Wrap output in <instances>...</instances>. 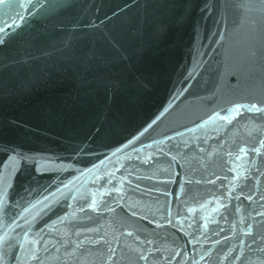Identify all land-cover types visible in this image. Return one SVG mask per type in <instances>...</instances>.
<instances>
[{
    "label": "water",
    "instance_id": "1",
    "mask_svg": "<svg viewBox=\"0 0 264 264\" xmlns=\"http://www.w3.org/2000/svg\"><path fill=\"white\" fill-rule=\"evenodd\" d=\"M17 17L21 26L0 34V162L20 153L50 163L38 173L17 157L19 174L0 177V235L19 205L35 206L9 229L11 246L0 243L4 264H106L109 246L116 264H133L144 240L159 250L149 264L176 248L183 264H203L202 250L211 264L232 251L235 264H256L264 241L246 225L264 236L253 215L264 202L241 197L224 212L220 181H206L227 175L234 195L264 194V175L241 184L223 154L251 145L261 123L229 110L264 102V0H0V25ZM237 163L242 177L248 162ZM46 190L50 209L36 204Z\"/></svg>",
    "mask_w": 264,
    "mask_h": 264
},
{
    "label": "snow or ice",
    "instance_id": "2",
    "mask_svg": "<svg viewBox=\"0 0 264 264\" xmlns=\"http://www.w3.org/2000/svg\"><path fill=\"white\" fill-rule=\"evenodd\" d=\"M127 7V4L125 5ZM21 7H24L22 4ZM31 7V5H29ZM119 11V10H118ZM23 18L17 17L16 20H13L11 24H4L0 25V34H3L5 31H7L9 34H11L15 29H18L22 24ZM6 44V40L0 39V45ZM246 108L249 112H254L260 114L259 119L261 121L260 124L254 125L253 130L256 132L255 136L251 137V145L247 144H240L237 145L235 150H229L224 151V157H226L224 164L225 167H227L228 173H232V178L238 179L241 184H244L247 186L248 184L252 183V180H259V177L257 176V173L260 172L261 175H264V102H261L258 106L257 103H252L250 105H234L232 109L229 111H235L237 112V115H239V109ZM160 115H163L161 113ZM213 115H216L213 113ZM160 119V116L157 115L155 118H149V120H145L144 123L134 131V133H129V136L125 138V144L126 146H131V144L136 141V138L139 135H142L144 132H146L148 129L152 127L153 124L156 123L157 120ZM221 119L227 120V116L221 117ZM253 119H257V117H253ZM119 151V149H117ZM199 151L203 152L204 149L200 148ZM223 151V150H222ZM211 155V153H209ZM17 157H21L22 160H29L31 159L36 172L42 171V161L46 163H50V161H47L46 157H41L40 160H36L34 157H29L27 155L21 156L20 153H16L13 156H10L8 160L0 162V168L5 169L4 172H0V177H4L6 180L7 175L11 174L13 178H15L16 175L19 174V164L20 160L17 159ZM257 158H259L260 163H257ZM242 159L246 160L247 167L244 169L245 175L241 177V170L240 166L237 162L241 161ZM12 162L11 164L9 162ZM144 163H147L145 160ZM232 165H235L233 167ZM13 167L15 168V171H13ZM216 181H220V187L223 189V191L220 193L219 196L215 197L214 199L218 200L220 202V208L224 212H228L229 204H231V201L233 199L240 200L241 197L246 199L249 202H253L254 197H258V200L261 202H264V194H261L257 191H254L252 189H249L248 194H245L242 189L239 191V195H234L236 192V188L232 187L230 182L228 181V176L225 175L221 179L220 177H215L211 181H206L207 183H215ZM130 182V181H129ZM11 185H9V188ZM60 188H67L66 184L61 183ZM60 188H56L55 192L58 193L60 191ZM47 191V190H46ZM69 195L71 193L69 192ZM167 195V193L165 194ZM51 198V200H50ZM224 201H227V203H224ZM43 202L45 209H50L52 206V203L56 202L55 195L52 191H47L46 195H43L40 200L36 201V204H41ZM9 205L7 193L4 190H0V206ZM34 205L30 202H28L26 205L21 204L17 207V211L15 213L14 218H11V222L8 226L4 229V234L0 235V243L4 245H9L8 237L11 235V232L9 229L12 225H16L19 227L20 225L17 224V221H24L27 223L26 220V214L28 216L31 215L30 209H34ZM66 207L71 210L73 205L71 203H67ZM86 207L89 208H95L96 205V199L95 194H92L91 202L86 204ZM258 207L260 208L259 211L253 209V215L255 217H260L261 220L257 223H260L261 226H264V203L258 204ZM79 211L83 212V208L78 209ZM107 211H111V209H106ZM191 211V209H188ZM235 212H239V209H235ZM65 216H75L74 212H65ZM133 215H135V212H133ZM251 218V217H250ZM57 221L60 223H63V221L60 220L59 217H57ZM168 224H171V220L166 221ZM240 223L244 224L245 221L243 219L240 220ZM159 226V225H158ZM183 229L181 228V231ZM77 231H79L77 229ZM223 231V229H221ZM243 231V230H242ZM246 234L253 239V243H255L256 240L264 241V236H261L259 234L254 235L253 234V224H247L246 225ZM25 236L28 235V233H24ZM130 236L131 233H128ZM100 240H103V237H99ZM139 239V237H137ZM11 246V245H9ZM151 249V252L148 250ZM251 251V249H249ZM175 255L169 256L168 259H165L163 257H160V264H171L172 261H176V264H183L182 261H180L178 258L181 255L187 256V253L184 252L180 248L174 249ZM257 252L260 253V257L257 258L256 264H264V247L257 248ZM152 253H156L157 256H159V250L156 249L153 246V242L150 240H144L139 248V250L133 249L132 255H134L135 260L133 264H149V257ZM116 258L117 253L115 249H113L111 246L108 248V254L106 257V264H116ZM231 258L233 260V264H235V261H239L241 257L239 255H236L234 251L228 252L223 259L217 257L216 258V264H225V260ZM211 253L205 250H202V254H200V261L203 262V264H211L212 261ZM0 264H4V261L2 258H0ZM192 264H197L196 261H192ZM251 264V261L249 262Z\"/></svg>",
    "mask_w": 264,
    "mask_h": 264
}]
</instances>
